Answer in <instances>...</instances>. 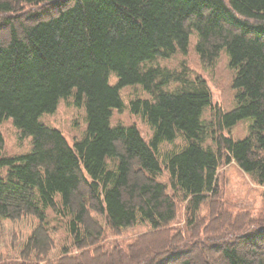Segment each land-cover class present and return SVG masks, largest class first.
<instances>
[{
  "label": "trees",
  "instance_id": "1",
  "mask_svg": "<svg viewBox=\"0 0 264 264\" xmlns=\"http://www.w3.org/2000/svg\"><path fill=\"white\" fill-rule=\"evenodd\" d=\"M194 34L203 64L226 51L234 109L214 104L184 62L157 63L187 55ZM129 85L150 94L129 101L149 140L135 124L111 125ZM69 98L87 122L73 144L40 120ZM7 118L32 136L29 153L0 156V236L5 220L34 223L15 264H264V227L217 201L219 169L232 162L264 196V0H0V123ZM246 118L248 133L234 138ZM50 212L69 241L54 258ZM139 223L148 227L131 243L113 238Z\"/></svg>",
  "mask_w": 264,
  "mask_h": 264
},
{
  "label": "rangeland",
  "instance_id": "2",
  "mask_svg": "<svg viewBox=\"0 0 264 264\" xmlns=\"http://www.w3.org/2000/svg\"><path fill=\"white\" fill-rule=\"evenodd\" d=\"M196 35H192L190 48L187 55L177 54L171 58H159L157 63L171 69L179 70L181 63L187 66L191 76L203 77L212 92L213 103L220 105L225 110H231L236 107L235 90L232 88L233 71L228 65V56L225 50H222L219 58L213 65H205L201 62L198 54L194 50ZM118 77L114 72L110 73L109 82L115 85ZM121 97L125 103L122 111L114 109L111 118V125L117 124L131 125L135 124L140 129L146 140H149L153 134L151 127L138 115H132L129 111V101L135 97H150L141 85H129L121 89ZM211 110L207 109L204 118L209 120ZM40 120L46 125L59 129L67 138L70 144L80 138L87 127L85 108L74 105L73 98L61 99L55 112L44 113ZM250 118L241 120L235 125L230 133L234 138H243L249 129ZM0 130L4 137V148L0 152L7 156H17L29 153L32 149V136H21L18 128L15 126L12 118L4 119L0 123ZM228 133V131H225ZM183 144V140L177 138L174 143L164 142L162 151L173 149ZM165 183H168L167 175L163 173L159 177ZM217 201L225 214L238 216L239 218L247 216L249 223L256 222L251 228L264 227V196L263 188L258 185L252 177L243 172L235 162L224 164L219 169V191ZM182 207L186 204L182 202ZM209 202L204 203L199 211L200 216H208ZM180 208L178 215L171 226L180 228L185 223V214ZM52 231L55 234L56 247L51 252L50 258L58 255L59 247L68 241L64 232L63 223L55 217L53 212L49 213ZM34 220V219H32ZM34 223L31 221L3 222V230L0 236V258L5 261L1 264L19 263V249L30 234ZM147 225L139 223L120 231L119 235L113 236L122 241L124 245L131 243L139 234L147 229ZM110 235V234H109ZM111 236V235H110ZM111 238V237H110ZM69 242V241H68Z\"/></svg>",
  "mask_w": 264,
  "mask_h": 264
}]
</instances>
